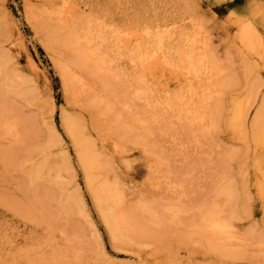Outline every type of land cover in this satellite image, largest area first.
I'll return each mask as SVG.
<instances>
[{"label":"rangeland","instance_id":"rangeland-1","mask_svg":"<svg viewBox=\"0 0 264 264\" xmlns=\"http://www.w3.org/2000/svg\"><path fill=\"white\" fill-rule=\"evenodd\" d=\"M59 14L72 21L67 29ZM92 17L119 31L180 27L185 41L173 49L206 53L215 66L212 85L210 75L195 81L206 91L196 104L219 91L203 105L205 124L190 125L161 104L194 79L150 80L156 109L132 96L125 106L120 78L117 93L108 92L75 63L64 31ZM238 17L252 25L253 42L242 37ZM65 71L98 96L80 85L66 91ZM129 71L134 83L138 75ZM263 103L264 0H0V264H264V133L256 143L238 124L245 110L251 124ZM63 117L96 156L97 186L121 190L119 215L134 225H122L119 237L88 188ZM226 188L233 197L220 195ZM218 209L239 237L226 254L198 229L203 210Z\"/></svg>","mask_w":264,"mask_h":264},{"label":"bare ground","instance_id":"bare-ground-1","mask_svg":"<svg viewBox=\"0 0 264 264\" xmlns=\"http://www.w3.org/2000/svg\"><path fill=\"white\" fill-rule=\"evenodd\" d=\"M54 13L55 12H53V14ZM96 18L97 17H95L94 19V17H92L91 20H89L87 26H80V27L77 26L74 30L64 31V33L67 32L65 33L66 34L65 36H67L65 39L66 45L68 47L70 46L73 48L74 51L73 58L75 63L79 64L82 68L87 69L92 76H94L96 79L100 81L104 89L108 92L113 91L112 93H114L117 90V88H115L116 90L114 89L115 86L114 82L117 80V78H120L119 80L121 81V83H118L117 81L116 82L118 83L117 85L120 84V87L118 86L119 87L118 91L120 90V88H123L122 91L120 90L122 92L121 93L122 97L121 95L118 96L116 94H114V96L116 95L117 98L121 97L125 106L127 105L125 101H127V99L130 98V96H132L133 99H136V101H139L140 103L142 102L141 104L144 103L147 108L148 106L151 107L153 104L156 105L155 104L156 101L154 100L155 98L153 99L152 92L148 88L149 86L148 81L150 80L153 81L158 80V81H163L165 83L164 81L165 77L169 76V78L177 79L178 80L177 83H180V80L183 77L191 78L192 80L194 79L193 80L194 82L191 81L192 83L191 87L187 89V87L185 86L186 87L185 89L187 90L185 89L184 90L186 92H182L174 97L169 98V100L165 103L166 105L164 103L161 104H163V107H165V109H167L169 113H172L173 116L175 115L177 117L183 116L184 120L188 121L190 125L197 126V125L205 124L207 118L203 110V105L208 104L207 102L213 99L214 94L218 95L219 91L216 90L213 92L209 91L210 92L209 95L206 94L205 97H203L204 95L200 97L204 99L200 101L201 99L199 98L200 102H197L196 104V101H193V97L198 96L199 93L201 92L203 93L206 91L204 90V88H202L200 92V90L197 88V84H195V81L196 83L198 82L199 84V81L203 80L201 79V76L208 77L210 75L209 76L210 81L208 83L212 85L214 83L212 79L216 73V70H214L215 66L212 64L210 65L211 62L209 63L208 56L205 55L206 53L202 55H198V54L196 55L193 52H189L190 50L188 51V49H187L188 52H184V50L180 51L182 49L181 47L179 51L173 49L174 47L172 46V44L175 43L176 40L185 41L184 34L183 32L181 33L180 27H173V26L171 27L169 25V26H165L164 30H157V31L152 30L151 28H145L136 31L132 29L124 30V27H122L124 31L122 30L119 31L115 28L116 26H114V28L108 26L109 24H105L104 26H102V23L98 22L97 21L98 19ZM56 21L58 22V24H60L59 26L63 30L67 29V27L72 23V21H69L66 18V16H64L63 14H59V16L56 18ZM236 22H237L238 30L243 34L242 37L248 40L249 42H253L251 40L253 39L252 35L255 34V32L254 29L251 28L252 25H250L249 21L247 19L238 17L236 18ZM59 26L58 28H60ZM242 41L245 40L243 39ZM251 44L252 43H250V46ZM191 45L195 46V42L194 43L192 42ZM180 46L183 47V44ZM176 47L177 46H175V48ZM176 58L180 59L179 63L176 61ZM130 68L134 70L133 72L135 74L138 75L137 77L133 78L134 83L132 82L133 80H131V73L129 74ZM182 70L183 71L186 70V72L184 73ZM132 83L134 84L133 85L134 90L132 94H130V84ZM63 85L66 91H69L70 86L72 88V86L74 87L75 85H80V87L83 90V94H86V96L93 98L98 96L96 90L93 87H91L89 83H87L81 76L79 77L76 76L75 74L72 75L70 71L64 72ZM201 87H203V84ZM190 96L192 99L189 98ZM103 101L104 100L95 99L93 103L96 104L97 106L103 104L104 103ZM108 104L105 105L107 106ZM106 110L108 112H111L112 109L109 106H107ZM240 111L241 110H239V112ZM242 116L243 118L242 117L240 118L237 115L238 119L242 120L243 123H239L238 119L237 122L238 124H242L241 126H243L242 130L244 134H246L247 136V133H251L253 138L256 140V143L262 142L264 138L263 136H261V134L264 133V107L258 111L251 124L247 122L248 115L246 110L244 111ZM68 122L66 118L63 117V125L65 126V128L68 129V131L70 130L72 132L75 138L79 160L86 172L88 188L91 190L92 196L94 197L95 201L97 202L96 204H98V208L101 210V213L103 214V219L106 225L111 230L113 236H118V233L121 229L122 230L123 228L125 229V227L128 226L129 224H131L132 226L134 225L129 219H127V217L126 218L124 217L125 215L124 216L119 215L118 210L119 207L121 206L120 204L122 201L121 190L117 184L105 183L102 184V186L100 187L97 186V177L95 174L100 170V168L98 166L99 163H97L98 161L96 159V156L94 155V152H92V150L90 149V146L86 144L84 140H82L83 138L77 136L76 133L77 130L75 131L76 126H72ZM10 130H12V128ZM233 193L234 192H232V188L231 189L226 188L220 193V195L221 196L224 195L225 197L227 196V199H229L233 197ZM223 212L219 211V209L214 210L213 212H209V211L205 212V210H203V217L201 219L200 226L198 225L199 228L198 227L197 228L200 229L199 230L200 233L207 240L206 241V243L208 242L207 245L209 244L215 251L221 254H226L227 246H230L231 243L237 242L239 237H236L234 234L235 232H233L234 226L232 224V220L226 218L228 216L226 217L223 216ZM143 213L140 214L143 215ZM141 215L140 217H142ZM136 219L134 217V220L136 222L139 221ZM153 221H155V219H153ZM121 226L123 228H121ZM141 226L142 225H140V227ZM236 253H237L236 255H238L239 252ZM232 254H233L232 256H235V253Z\"/></svg>","mask_w":264,"mask_h":264}]
</instances>
